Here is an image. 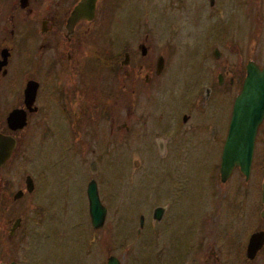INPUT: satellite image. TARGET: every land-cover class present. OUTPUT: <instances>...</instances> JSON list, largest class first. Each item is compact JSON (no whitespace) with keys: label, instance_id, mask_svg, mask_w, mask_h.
Wrapping results in <instances>:
<instances>
[{"label":"flooded vegetation","instance_id":"af4514ba","mask_svg":"<svg viewBox=\"0 0 264 264\" xmlns=\"http://www.w3.org/2000/svg\"><path fill=\"white\" fill-rule=\"evenodd\" d=\"M78 2L0 0V135L14 143L0 164V215L8 212L10 197L32 198L43 238L58 242L70 234L67 250L89 255L76 257L77 264H108L111 256L119 264H264V115L248 173L234 165L224 180L220 174L235 97L250 65L264 70V0H166L192 7L194 28L184 33L170 24L155 38L151 29L137 32L136 0H96L92 18L75 19ZM142 19L138 24L146 23ZM182 52L191 58L189 73L172 65L185 61ZM189 77L191 86L180 88ZM18 120H24L20 128ZM25 130L36 136V158L49 159L32 175L19 148ZM126 144L135 152L154 146L160 166L143 162L147 178L135 197L145 189L148 200L159 202L139 212L134 224L127 212L140 207L138 198L124 204L115 192L114 206L127 211L126 220L118 215L104 257L96 249L107 214L99 171L105 158L117 162ZM137 162L134 157L131 164ZM92 180L105 208L98 227L89 212ZM200 180L205 192H183ZM21 210L3 221L2 245L13 238L22 244ZM137 236L144 255L126 258Z\"/></svg>","mask_w":264,"mask_h":264},{"label":"rangeland","instance_id":"374dc122","mask_svg":"<svg viewBox=\"0 0 264 264\" xmlns=\"http://www.w3.org/2000/svg\"><path fill=\"white\" fill-rule=\"evenodd\" d=\"M145 2L146 0H136V5L134 7V13L137 19V27H138L137 32L140 33V36H143L144 33L148 32V30L151 29L149 32L153 34V37L154 38L159 37L161 35H157V34H165V32H168L170 24H179L181 27H183L184 33H191L193 31L194 19H191L193 12L192 7L182 9L180 7H177L176 4L167 5L166 0H151V3L148 5L147 3L145 4ZM200 10L202 14H206L208 12L207 6L201 8ZM139 17H141V19L147 18L146 23H144L145 25L138 24ZM149 22L152 24H150ZM163 23H166L167 25L165 26ZM190 42H191V38L189 43ZM182 55H183L182 60L185 61L183 63L179 62L178 64H176V61H174L175 64L172 65H174L175 67L178 65L181 73L182 71L184 73H189L192 71L191 58H188L186 52H182ZM171 63L172 62H170V66ZM190 79L191 77L185 79L187 82L181 80V83L179 85L180 88L182 86L186 87V85L190 87L191 86L190 84L192 82V80ZM188 82H190V84ZM177 89L178 86H176V88H173L172 90H177ZM20 147L24 149V153H25V160H24L25 172H28L31 175L34 173L35 169L40 167L39 163H45L49 161L47 155L42 156L41 158H36L35 155L36 136L31 135V132L28 130H25L24 135L20 137L19 148ZM141 151L142 149L140 150V152H135L134 149L130 148V146L128 147V145L126 144L125 147H121L120 156L114 157L117 162L112 160H107L105 158L104 159L105 168L99 171L101 175L100 176L101 183L99 185V189H100V194L103 197L102 198L103 202L105 205H107V214L103 227L101 228V230L97 231L100 235V238L98 239V245L96 249L98 248L99 254L103 255L104 257L106 256L107 251L111 250V248L109 247L110 246L109 243L111 242L112 245L113 242L112 235H113L114 226L116 225V220L118 219V215L119 216L121 215L120 221L126 220L125 215L127 211L124 209L122 211H119V213H117V209L115 208L113 202V194L117 192L118 195L122 198L121 202L124 201L122 202L124 204L128 203V201L126 200L138 198L139 204H141L139 205L140 207H135V209L133 210H130L129 207V210L127 212L131 216V220H133L134 224L138 223L137 216L139 212L144 214L146 212L149 213L150 210L149 206L159 202L158 200H148L150 196L148 195V191L145 189H140V192L138 193V197H135V193L137 192V189H139L140 183L146 181L147 178L148 169L144 168L145 165L143 162L153 160L156 161L157 166H160V164L157 163V161H159L160 158L158 157L157 153H155L154 146L150 145V147H147L146 150L142 152ZM134 157L137 158L140 162H137L133 166L131 164V161L134 160ZM117 163L119 166L114 165ZM45 166H46L45 164L41 165V167H45ZM117 168L119 170H117ZM83 170L84 169H82L81 171ZM157 174L160 175L159 173ZM88 176H90L89 173ZM150 176L155 177V175H153L152 173L150 174ZM203 185L204 184L202 180L192 182L189 186L186 185L183 192L185 194L187 191H193L194 193L205 192V187H203ZM159 192L163 193L162 186L159 187ZM142 203L144 204L142 205ZM6 204L7 203H4V205ZM189 207L191 206H185L184 208L186 209ZM8 208L9 210L7 213H5L2 216L0 215V227H3V221L6 222L7 217L9 216L13 217L16 213L18 214L20 212L18 210L22 209L21 213L25 218V220H24V225L20 232L23 233L24 240L22 244H16L17 241L16 239L13 238L11 241H8V243H4L3 245L1 244L0 241V261H7L15 258L19 263H24V264H77L78 262L75 261L76 257H78L82 261V259H86L89 256L86 255L87 253L84 252L85 253L84 254L81 251V257H80V251L78 250L74 253L73 256V252L71 251V249L67 250V245L70 244L69 242H67L66 237L70 236V234H64L62 236L63 239H61L58 242L54 241L53 240L54 238L53 239L43 238L42 233H39V231L43 232L44 224L43 222H41V218L39 219L38 217L35 216L36 211L32 198L25 196L19 199L18 201L13 202L10 197L8 201ZM16 209L18 210L16 211ZM34 217H36L35 220ZM121 224L123 223H120V227L122 229ZM130 224H132V222H130ZM80 233H85V232H80ZM80 233H78V235ZM71 235L72 237H74L75 232L72 231ZM132 235H135V233L132 232ZM138 240L139 237L136 238V240H134L135 241L133 245L134 249H131V251H128V253H126V258H133V257L140 258V256L144 255L143 251L141 253L139 252L140 246L138 245L139 242ZM2 241H5L3 235H2ZM155 249H156V244L153 243L152 257L154 255ZM116 253H117L116 255L119 256L121 253H123V249L121 248V250L117 251Z\"/></svg>","mask_w":264,"mask_h":264},{"label":"water","instance_id":"95a60500","mask_svg":"<svg viewBox=\"0 0 264 264\" xmlns=\"http://www.w3.org/2000/svg\"><path fill=\"white\" fill-rule=\"evenodd\" d=\"M96 0H79L71 16L78 18H92L94 16ZM264 115V70L259 71L255 65H250L241 92L235 97L232 111L230 133L224 144L221 155L220 174L224 180L234 165H238L245 173L249 171L252 155L253 139L256 127ZM24 120H18L16 127H22ZM14 143L10 137L0 135V164L9 156ZM89 212L93 227L102 224L105 208L100 206L96 185L92 180L88 184ZM264 196V189H263ZM264 201V199H263ZM161 208L157 207L154 215L160 217ZM108 264H119L111 256Z\"/></svg>","mask_w":264,"mask_h":264}]
</instances>
